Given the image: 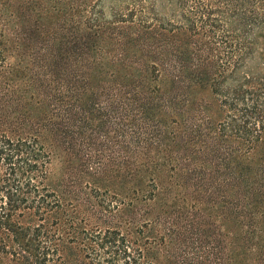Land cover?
Wrapping results in <instances>:
<instances>
[{
	"label": "trees",
	"instance_id": "trees-1",
	"mask_svg": "<svg viewBox=\"0 0 264 264\" xmlns=\"http://www.w3.org/2000/svg\"><path fill=\"white\" fill-rule=\"evenodd\" d=\"M16 52L0 264H264V0H0Z\"/></svg>",
	"mask_w": 264,
	"mask_h": 264
},
{
	"label": "rangeland",
	"instance_id": "rangeland-1",
	"mask_svg": "<svg viewBox=\"0 0 264 264\" xmlns=\"http://www.w3.org/2000/svg\"><path fill=\"white\" fill-rule=\"evenodd\" d=\"M18 28L16 27V30ZM13 36V35H11ZM14 37V36H13ZM19 59V54L13 53L8 59L6 60L7 65L11 67H6L3 71H0V107L5 108L7 111H10V109L15 106V98L17 95H20L19 93L11 92V90H6L5 82L8 79L14 78L15 71L19 69L20 66L17 65ZM24 83V79H21L18 77V79L15 78L13 81V89H16L18 86H22ZM0 116L2 117V113L0 112Z\"/></svg>",
	"mask_w": 264,
	"mask_h": 264
}]
</instances>
